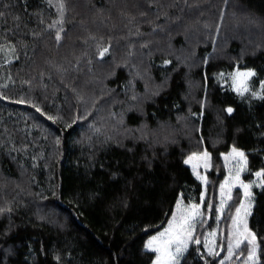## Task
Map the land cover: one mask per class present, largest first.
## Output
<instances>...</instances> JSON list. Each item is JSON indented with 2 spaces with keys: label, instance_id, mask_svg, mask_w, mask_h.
Here are the masks:
<instances>
[{
  "label": "trees",
  "instance_id": "16d2710c",
  "mask_svg": "<svg viewBox=\"0 0 264 264\" xmlns=\"http://www.w3.org/2000/svg\"><path fill=\"white\" fill-rule=\"evenodd\" d=\"M1 49L0 264H153L147 239L181 196L203 202L200 240L225 237L179 264L224 260L243 196L217 218L224 157L243 152L248 181L264 170V0H0ZM205 151L207 184L184 163Z\"/></svg>",
  "mask_w": 264,
  "mask_h": 264
},
{
  "label": "snow or ice",
  "instance_id": "6c2138e0",
  "mask_svg": "<svg viewBox=\"0 0 264 264\" xmlns=\"http://www.w3.org/2000/svg\"><path fill=\"white\" fill-rule=\"evenodd\" d=\"M63 7V5H61ZM57 40L60 39V36L57 35ZM108 51L107 48L103 49V51L100 52V56H103ZM253 75L252 72H238L233 77L236 79L237 77L240 78H246L248 76ZM249 89L247 85L244 82V79H240L238 86L236 88L237 92H247ZM255 95V94H254ZM226 111L228 113H231L233 111L232 108H227ZM51 119V118H50ZM229 156L232 157V159L235 161L237 165H241L240 167L236 168V176L233 178L236 181H239L240 179V173L244 171L243 164L246 163L245 154L235 148L232 149V152L229 153ZM229 156H225L224 159L227 162L229 159ZM210 154L205 151L202 153H192L186 160H184V163L186 165H190L192 168L193 173L197 176V178L201 181H203L205 184H207V178L206 176L200 175V172L198 169H203L204 171H207L210 165ZM255 176L258 178H261L264 180V170L258 171L255 173ZM255 181H253V184ZM236 186L235 184H232V181H230L229 176L225 177V180L223 183L220 184V195L222 197L219 207L216 209L217 211V218L219 217L220 212L223 210L225 206V200L223 199L225 194V188L226 186ZM260 187H264V184L259 185ZM239 187L243 189V196L251 198V194L249 192V189L252 187V184H247L241 182L239 184ZM228 200H231L232 197L230 195V188H229V195L227 197ZM201 200L203 201V195L201 196ZM189 209H191L190 214L187 216L182 217L181 222L179 225L174 226L172 221L169 222V225L167 228L164 229L163 232L159 233V237H152V239L149 241L148 246L150 247L151 244L159 239L160 246L156 249H154L155 252L159 253L157 256V262L158 264H179L178 257L183 254L184 251L187 250L189 243L194 244H201L202 241L199 238L194 237L193 232L195 230V224L196 222H202L203 213L200 211L201 205L198 204H190L187 206ZM177 208H180V204H177ZM208 208H212V204L209 203ZM244 210V216L246 217L248 213V208L245 206L243 200H241L238 207H236L235 217H231L232 224L236 228V235L237 237L243 236V239H237L235 247L237 249H240V246L243 244L245 246H251L247 252V259H253L256 254V245L254 243L255 241V234L250 233L248 231L247 227V221L246 219L240 218L241 210ZM0 211H3V209H0ZM173 220H176V216L173 215ZM243 228V232L240 231V229ZM209 235H215V232L210 233ZM205 246H207V241L203 242ZM217 247L222 246L218 245ZM227 252L228 256L224 258V260L229 259L233 254V246L232 244H228L227 246ZM208 254L211 256L218 255L219 253L215 252L212 248L208 249ZM224 260L220 261V264H224Z\"/></svg>",
  "mask_w": 264,
  "mask_h": 264
},
{
  "label": "rangeland",
  "instance_id": "374dc122",
  "mask_svg": "<svg viewBox=\"0 0 264 264\" xmlns=\"http://www.w3.org/2000/svg\"><path fill=\"white\" fill-rule=\"evenodd\" d=\"M0 52H2V49L0 50ZM3 52H7V55H9V53H11L12 51H11L9 48H5V49L3 50ZM1 62H2V59L0 58V63H1ZM241 79H242V78H241ZM243 79H244V81H245L246 78H243ZM225 156H229V153H227ZM226 163H227V166H228V174H227V176H229V179H230V181H232V184H235L236 186H234V187L231 186V185L226 186V188H225V194H224V197H223V199L225 200V202L228 200L227 197H228V195H229V188H230V195H232L233 191H235L237 188H240V187H239V184H240L241 182H243V183H247V184H252V187L249 189V192H250V194H251V198L249 199L248 197L242 196V200H243L245 206L248 208V213H249V214L245 217V216H244V210L242 209V210H241V213H240V218H242V219H246V221H247L248 231H249L250 233H254V234H255V241H254V243H255V245H256V254H255V257H254L253 259H247V255H244V256H243V255L241 254V255L239 256V259L241 260V261L239 262V264H256V262L258 261V258H257V249H258V247H257V236H256V233L254 232V230H252V228L250 227L249 217H250V215H251V213H252V211H253V206H254V202H255V195L253 194V188H254L256 185H259V181L261 180V178H258V177H256V179L254 178L253 181H255V183L253 184V181H248V180H245V179L243 178V173H244V171H242V172L240 173V179H239V181H236V180L233 179V178L236 176V171H235V169L238 168V167H240L241 165H237V164L235 163V161L232 159L231 156H229V159H228V161H227ZM245 164H246V163L243 164V168H244V169H245ZM198 171L200 172V175L206 176L205 171H204L202 168H201V169H198ZM260 171H261V170H260ZM224 180H225V179H224ZM223 182H224V181H223ZM223 182H222V183H223ZM261 182H262V180H261ZM240 189H241V188H240ZM205 190H206V189H205ZM242 192H243V191H242ZM221 199H222V197H221V195H220V200H221ZM178 203L180 204V208L178 209V208H177V205H176V207H175V211H174V213H173V215L176 216V220H173V215L171 216V218H170V220H169V222L172 221V223H173L174 226H177V225L180 224L182 217L187 216L188 214H190L191 209H189L187 206L190 205V204H195V203L187 202L183 196H181V197L179 198L177 204H178ZM198 205H201V207H203V202L200 203V204H198ZM200 211L203 213V218H202V222H196V224H195V230H194V232H193V235H194V237H196V238H198V236H199L198 233H200L201 226L204 224L203 221H204L205 217L207 216V215H206V212L204 213L201 209H200ZM169 222L167 223V225H166L164 228H162L161 230H159V231H157V232H155V233H153L152 235L149 236V238L147 239V242H146V244H145L146 249L155 252L154 249H156V248H158V247L160 246V241H159V239H158L157 241L153 242V243L151 244L150 247L148 246L149 241H150V240L152 239V237H154V236L159 237V233L163 232L164 229L168 227ZM203 230H204V229H203ZM240 231L243 232V228H241ZM205 232H206V233L203 235V238H202L201 241H202V242L207 241V246H205L204 243H203V245L206 247L207 250H208L209 248H212L215 252L219 253L220 250H221V247H217V246H218V245L221 246V243H220V236L225 237V232H224V230L221 229L218 225H216L214 228H211V229H209V227H208L207 230H205ZM213 232H215V235H214V236H213V235H209L210 233H213ZM229 233H230V234H229V236H228V239H229V242H230L229 244H232V246H233V254H232V256H231L229 259H226V260H229V261H230V260H233V259H234V257L236 256L237 253L239 254V252H237L239 249H237V248L235 247L237 239H238V238H239V239H243L244 237H243V236H239V237H237V235H236V228H235L233 225H232L231 229L229 230ZM192 244H193V243L190 242L189 245H188L187 250L184 251L183 254L180 255V256L178 257L179 263H180L181 259H182L183 256L186 254V252L188 251V249L190 248V246H191ZM242 245H243V244H242ZM249 247H251V246L249 245ZM155 254H156V257H155V260H154L153 264H158V262H157V256L159 255V253L155 252ZM228 255H229V254H228V252L226 251V256H228ZM226 256H224V258H225Z\"/></svg>",
  "mask_w": 264,
  "mask_h": 264
}]
</instances>
